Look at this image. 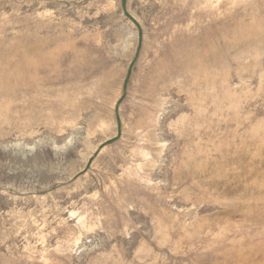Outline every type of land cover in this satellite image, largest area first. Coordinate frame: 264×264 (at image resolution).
Instances as JSON below:
<instances>
[{
	"label": "rangeland",
	"instance_id": "1",
	"mask_svg": "<svg viewBox=\"0 0 264 264\" xmlns=\"http://www.w3.org/2000/svg\"><path fill=\"white\" fill-rule=\"evenodd\" d=\"M0 264H264V0H0Z\"/></svg>",
	"mask_w": 264,
	"mask_h": 264
}]
</instances>
